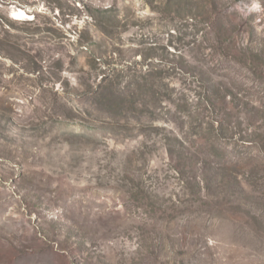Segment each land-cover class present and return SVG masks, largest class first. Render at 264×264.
<instances>
[{
	"label": "rangeland",
	"instance_id": "rangeland-1",
	"mask_svg": "<svg viewBox=\"0 0 264 264\" xmlns=\"http://www.w3.org/2000/svg\"><path fill=\"white\" fill-rule=\"evenodd\" d=\"M0 264H264V0H0Z\"/></svg>",
	"mask_w": 264,
	"mask_h": 264
},
{
	"label": "bare ground",
	"instance_id": "bare-ground-1",
	"mask_svg": "<svg viewBox=\"0 0 264 264\" xmlns=\"http://www.w3.org/2000/svg\"><path fill=\"white\" fill-rule=\"evenodd\" d=\"M13 15L15 19L22 20L25 16V13L23 11H14Z\"/></svg>",
	"mask_w": 264,
	"mask_h": 264
},
{
	"label": "clouds",
	"instance_id": "clouds-1",
	"mask_svg": "<svg viewBox=\"0 0 264 264\" xmlns=\"http://www.w3.org/2000/svg\"><path fill=\"white\" fill-rule=\"evenodd\" d=\"M253 7H256V8H258V7H259V5H258V4H254V5H253Z\"/></svg>",
	"mask_w": 264,
	"mask_h": 264
}]
</instances>
